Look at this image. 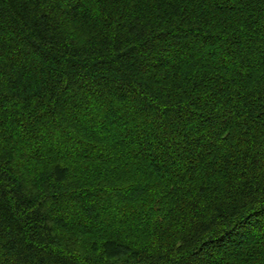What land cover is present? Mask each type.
<instances>
[{
  "label": "trees",
  "instance_id": "1",
  "mask_svg": "<svg viewBox=\"0 0 264 264\" xmlns=\"http://www.w3.org/2000/svg\"><path fill=\"white\" fill-rule=\"evenodd\" d=\"M0 264H264V0H0Z\"/></svg>",
  "mask_w": 264,
  "mask_h": 264
}]
</instances>
